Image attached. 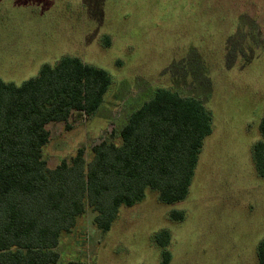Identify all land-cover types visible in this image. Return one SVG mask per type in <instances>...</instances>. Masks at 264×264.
Returning a JSON list of instances; mask_svg holds the SVG:
<instances>
[{"label": "rangeland", "instance_id": "374dc122", "mask_svg": "<svg viewBox=\"0 0 264 264\" xmlns=\"http://www.w3.org/2000/svg\"><path fill=\"white\" fill-rule=\"evenodd\" d=\"M64 56L105 70L89 117L49 122V168L103 139L120 143L129 115L158 88L199 100L211 115L185 199L146 188L106 232L86 206L60 236L54 264H258L264 177L252 146L264 114V0H0V80L17 85ZM172 211L182 213L173 220ZM166 231L163 248L155 236Z\"/></svg>", "mask_w": 264, "mask_h": 264}, {"label": "trees", "instance_id": "16d2710c", "mask_svg": "<svg viewBox=\"0 0 264 264\" xmlns=\"http://www.w3.org/2000/svg\"><path fill=\"white\" fill-rule=\"evenodd\" d=\"M109 84L105 70L75 56L42 65L19 85L0 80V264L56 263L60 236L86 206L95 213L94 225L106 232L119 207L140 201L146 188L162 203L185 199L212 118L199 100L164 88L129 115L119 144L103 139L91 147L89 160L78 148L69 160L48 167L42 157L50 136L46 125L67 123L73 113L89 117ZM258 130L251 154L264 177V114ZM155 242L165 248L169 233H158ZM257 259L264 264V239ZM169 260L164 250L162 264Z\"/></svg>", "mask_w": 264, "mask_h": 264}]
</instances>
